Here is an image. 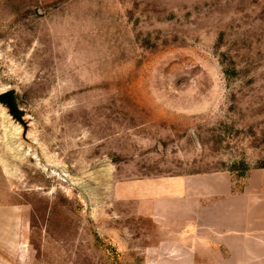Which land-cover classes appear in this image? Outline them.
I'll return each mask as SVG.
<instances>
[{"label":"rangeland","instance_id":"obj_1","mask_svg":"<svg viewBox=\"0 0 264 264\" xmlns=\"http://www.w3.org/2000/svg\"><path fill=\"white\" fill-rule=\"evenodd\" d=\"M0 89L1 264H143L177 181L264 167V0H0Z\"/></svg>","mask_w":264,"mask_h":264},{"label":"crops","instance_id":"obj_2","mask_svg":"<svg viewBox=\"0 0 264 264\" xmlns=\"http://www.w3.org/2000/svg\"><path fill=\"white\" fill-rule=\"evenodd\" d=\"M176 183L181 192L152 207L154 219L167 211L175 232L145 247L143 264H264V167L250 169L241 188L230 171ZM20 219L0 205V252L16 244Z\"/></svg>","mask_w":264,"mask_h":264},{"label":"water","instance_id":"obj_3","mask_svg":"<svg viewBox=\"0 0 264 264\" xmlns=\"http://www.w3.org/2000/svg\"><path fill=\"white\" fill-rule=\"evenodd\" d=\"M0 103L9 108V112L14 118L21 122H24L25 112L20 108L17 102L15 89L1 92Z\"/></svg>","mask_w":264,"mask_h":264},{"label":"bare ground","instance_id":"obj_4","mask_svg":"<svg viewBox=\"0 0 264 264\" xmlns=\"http://www.w3.org/2000/svg\"><path fill=\"white\" fill-rule=\"evenodd\" d=\"M1 92H3V90L0 89V93H1ZM1 110H2V112L6 113L5 108H2ZM6 117L9 119V115L6 116ZM11 129H12V128H11ZM15 130L18 132V131H19V126H15ZM15 133H16V132H11V131H9V134H10L9 138H14V137H15V135H14Z\"/></svg>","mask_w":264,"mask_h":264},{"label":"trees","instance_id":"obj_5","mask_svg":"<svg viewBox=\"0 0 264 264\" xmlns=\"http://www.w3.org/2000/svg\"><path fill=\"white\" fill-rule=\"evenodd\" d=\"M230 172L233 174L232 170H231ZM245 178H246V176L242 178V181H243ZM242 185H243V183H241V184H237V186H238L239 188H241Z\"/></svg>","mask_w":264,"mask_h":264}]
</instances>
